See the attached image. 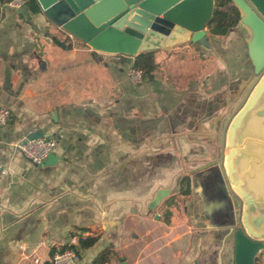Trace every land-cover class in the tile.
<instances>
[{"label": "crops", "instance_id": "0c3cea01", "mask_svg": "<svg viewBox=\"0 0 264 264\" xmlns=\"http://www.w3.org/2000/svg\"><path fill=\"white\" fill-rule=\"evenodd\" d=\"M5 2L0 106L11 117L0 127V264H50L74 238L78 264L107 247L109 264H234L238 204L219 161L225 124L257 78L242 25L227 37L208 26L209 47L159 51L154 78L136 83L131 63L103 59L53 32L43 12L23 15ZM38 130L57 141L50 165L18 147ZM156 225L175 233L172 242L187 239L182 250L153 251Z\"/></svg>", "mask_w": 264, "mask_h": 264}, {"label": "water", "instance_id": "95a60500", "mask_svg": "<svg viewBox=\"0 0 264 264\" xmlns=\"http://www.w3.org/2000/svg\"><path fill=\"white\" fill-rule=\"evenodd\" d=\"M37 2L47 19L72 38L95 51L132 59L188 43L209 47L207 27L217 0ZM231 4L248 35V55L257 78L225 124L219 162L228 191L238 204L237 222L231 227L234 264H256L264 251V0H231ZM46 137L38 130L26 140ZM54 160L51 155L47 165ZM163 197L164 191L157 195L156 206Z\"/></svg>", "mask_w": 264, "mask_h": 264}, {"label": "trees", "instance_id": "16d2710c", "mask_svg": "<svg viewBox=\"0 0 264 264\" xmlns=\"http://www.w3.org/2000/svg\"><path fill=\"white\" fill-rule=\"evenodd\" d=\"M6 3L5 0H0V5ZM27 6L31 12H42L37 0H28ZM240 15L236 8L231 4V0H217L216 11L213 20L209 24L210 33L214 36L227 37L240 23ZM131 60V67L134 70L143 72V79H153L155 71L158 67L154 53L141 54L133 59L123 57L122 62L128 63ZM96 240H88L82 242L83 248H88L95 244ZM111 248H105L91 264H109L111 261ZM257 264V263H256Z\"/></svg>", "mask_w": 264, "mask_h": 264}, {"label": "built area", "instance_id": "2783aa9c", "mask_svg": "<svg viewBox=\"0 0 264 264\" xmlns=\"http://www.w3.org/2000/svg\"><path fill=\"white\" fill-rule=\"evenodd\" d=\"M8 4L16 10H22L27 6L28 0H8ZM111 56L116 60H120V62L123 58L121 55L116 54H112ZM130 76L136 83L143 81V72L141 70L132 69L130 71ZM10 117V110L6 107L0 106V127L6 126ZM56 146L57 141L53 137H46L32 141L24 140L18 144V147L22 151L25 158L36 165H43L52 155ZM78 244L79 240L74 238L70 243L69 248L59 250L53 254L50 264H78L80 256L75 248ZM34 263L39 264L40 260L34 259Z\"/></svg>", "mask_w": 264, "mask_h": 264}, {"label": "rangeland", "instance_id": "374dc122", "mask_svg": "<svg viewBox=\"0 0 264 264\" xmlns=\"http://www.w3.org/2000/svg\"><path fill=\"white\" fill-rule=\"evenodd\" d=\"M30 7L29 6H26L22 12H23V15H26V13L30 12ZM32 13V12H31ZM35 14V13H34ZM45 15V14H44ZM52 23V22H51ZM50 25H54V26H51L52 27V30L53 32H57L56 31V26L55 24H50ZM240 34L241 35H246L245 34V31L242 29L240 31ZM57 37H59V39L63 40V36L60 35L59 33L56 34ZM157 55V58H156V61H159V57L163 56V54H159V52L156 54ZM122 57H127L125 55H121ZM103 59H107V60H110V61H113L114 63L116 64H125L123 63L122 61L120 62V60H116L114 59V57H112L111 55L109 54H103L101 56ZM189 67H185L184 70L185 71H188L189 70ZM191 70V69H190ZM186 196H185V201H186ZM185 201L182 202V207L183 209H185ZM183 213H179V216H178V221L179 222H187L188 221V217L185 213L184 210H182ZM149 230H152V236H153V239L155 237H157V242L155 243V245L153 246V251H161L160 253L162 254V256L164 257H170L172 254H175L178 250H182L183 246H184V243L187 239H185L184 237L182 239H180L179 241L177 242H172L173 238L176 237L175 233H172L171 235L169 236H165V231L167 230L165 227L163 226H160V225H156V226H153L152 228H150ZM127 250L124 251V253H126ZM164 262H162L163 264ZM165 264V263H164Z\"/></svg>", "mask_w": 264, "mask_h": 264}]
</instances>
